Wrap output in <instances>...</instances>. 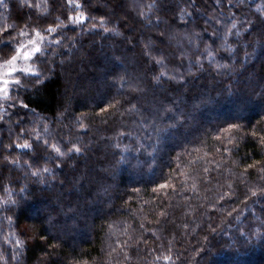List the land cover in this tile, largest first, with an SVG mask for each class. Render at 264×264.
I'll use <instances>...</instances> for the list:
<instances>
[{"label":"clouds","instance_id":"1","mask_svg":"<svg viewBox=\"0 0 264 264\" xmlns=\"http://www.w3.org/2000/svg\"><path fill=\"white\" fill-rule=\"evenodd\" d=\"M262 135L264 0H0V264H264ZM165 181L181 236L141 221Z\"/></svg>","mask_w":264,"mask_h":264},{"label":"trees","instance_id":"2","mask_svg":"<svg viewBox=\"0 0 264 264\" xmlns=\"http://www.w3.org/2000/svg\"><path fill=\"white\" fill-rule=\"evenodd\" d=\"M202 2V0H201ZM209 4L213 3V0H208ZM215 6V5H213ZM204 7H208L207 4L204 5ZM209 11H211V9L209 8ZM106 107V105H105ZM253 161H260V155L257 153H253L251 156L247 157L246 160H241V167L245 168L247 167L248 164H252ZM250 172L254 171V169H249ZM153 187H156V185H154ZM168 192V196L171 195L172 191L171 190H167ZM185 195H187V193H185ZM165 195L163 193H151V198H153L155 201L158 202V209H166L168 212V216L165 217H161V224L164 225L165 227V231L166 233L169 232V230H171L173 233H175L177 236H181V230L177 229L175 227L176 224L180 223V215H181V209H177V208H173V207H169V200L168 199H163L162 202L161 198L164 197ZM242 199V198H241ZM133 206V208L139 207V205L136 204V202L133 200L130 202ZM172 205H175L176 200H173ZM221 204H223V202H221ZM233 206L237 207V209L239 210L240 207H242L240 205V202L235 200V198H233ZM144 210L147 211L148 205H144ZM255 207V206H254ZM250 213H248L247 211H245V215H249ZM235 215V214H234ZM208 216L209 217H215V223L211 224L212 228H216L218 224H220V220L221 217L220 215L216 212V210L210 209L208 212ZM243 218V217H242ZM157 219L156 215H153L152 212H147V220L145 221V226L146 227H159L160 225H155V223H148L149 221H155ZM188 217H185L184 220L185 222L188 221ZM175 221V224L169 223V221ZM137 222H139L137 220ZM229 222H231V218H229ZM204 228L208 227V224H202L201 225ZM189 228H194L195 232L193 234H189L186 236L182 237V241L183 244H190L192 246V251L195 254L197 252V249L199 248V244H198V236L196 234H200L201 236L204 234L201 232V228L200 227H196L195 224H190ZM187 231V230H185ZM154 238L152 237V232L149 231L145 236H144V240H147L149 244L152 243V240ZM140 247H143V243H141V245H139ZM136 247L137 246H133L130 248H127L126 251L128 253V255L130 256V261L129 264H136ZM177 247L180 248L182 247V243H177ZM220 251L219 248H213L211 253H208L206 250L204 249H200L199 253L196 255V260L198 262L202 261V258H206L207 259V264H213V260L215 259V257L217 256L218 252ZM225 258H221V264H223Z\"/></svg>","mask_w":264,"mask_h":264},{"label":"snow or ice","instance_id":"3","mask_svg":"<svg viewBox=\"0 0 264 264\" xmlns=\"http://www.w3.org/2000/svg\"><path fill=\"white\" fill-rule=\"evenodd\" d=\"M70 2H73V3L77 4V5H80V0H70ZM76 19H77V20H80V21H83V20L86 19V15H85L84 13H79V14L77 15ZM233 27H235V25H233ZM105 31H107V29H105ZM230 34H231V30H226V32H225V34H224V37H223V39L221 40V44H220L221 47L226 48V49L229 50V51H231V48H232V44H231V41H230V39H229ZM37 47H38V45H37ZM213 57H214V52H212L211 50H209V51H208V58H209V60H212ZM217 67H220V65L217 64ZM161 73L166 75L165 69L162 68V69H161ZM102 111H104V109H102ZM236 129H238V125H235V124L229 125L227 128L222 129L221 131H222L223 134H224L223 138L228 139V141L231 143V142L234 140L233 132H234V130H236ZM252 135H256V133L253 132ZM221 138H222V137H219V136H218V137H217V140H219V139H221ZM260 142H261L262 144H264V135L260 136ZM117 146L119 147V145H117ZM127 147H128V146H126V145L124 146V150H125V151H127ZM77 150H78V149H77ZM197 151L199 152L200 150L198 149ZM197 159H200V160H202V161L207 162V160H208V152H207V151L201 152L200 155L197 156ZM257 165L260 166V167H259V170H260L261 172H264V161H253L252 164H248V165H247V169L256 168ZM205 170H207V169H205ZM190 171H191V169H189V168H187V167H186L185 169L182 170V174L184 175L186 181H187L188 179H191V177H190V175H189ZM185 187H186V189L196 190V187H197V186H196L195 183H193V184H191V185H188V184L186 183ZM167 190L174 191V190H175V185H174V184H170L168 181H165V182H162V183L156 185V187H154L152 191H153V193H163L165 196H168V192H167ZM137 191H138V190H137ZM249 191L251 192V194H252L253 196L258 195V191H257L256 188H250ZM147 204H148V202L146 201V202H145V205H147ZM142 207H143V206H142ZM229 214H230V213H229ZM167 216H168V212H167V210H166V209H161V210H159L158 213H157V219H156L155 221H149V223H157V224H159V223H161L160 218H161V217H165V218H166ZM143 220H147V216H142V217H141V221H143ZM141 226H143V224H141ZM183 227H184L185 229H187V228L189 227V224H188L187 222H185V223L183 224ZM197 227H198V226H197ZM119 231H121V229H119V228L114 229V233H115V232H119ZM149 231H151V230H149ZM124 232L127 233V229H124ZM126 256H128V258H130V256L128 255V253H126ZM164 259H165L166 261H167V260H170V258L167 257V256L164 257Z\"/></svg>","mask_w":264,"mask_h":264}]
</instances>
